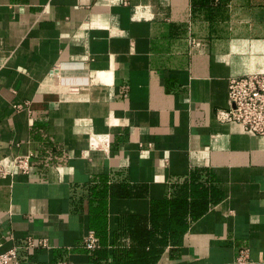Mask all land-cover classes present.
I'll return each instance as SVG.
<instances>
[{"label":"crops","instance_id":"1","mask_svg":"<svg viewBox=\"0 0 264 264\" xmlns=\"http://www.w3.org/2000/svg\"><path fill=\"white\" fill-rule=\"evenodd\" d=\"M253 74L264 0H0V160L32 167L0 178V254L32 237L21 264H114L153 233L149 264H264V138L217 120ZM192 183L205 211L168 209L185 229L163 240L154 205Z\"/></svg>","mask_w":264,"mask_h":264},{"label":"built area","instance_id":"2","mask_svg":"<svg viewBox=\"0 0 264 264\" xmlns=\"http://www.w3.org/2000/svg\"><path fill=\"white\" fill-rule=\"evenodd\" d=\"M191 42V45H195ZM217 120L221 123L237 124L247 133L264 138V74H253L244 77H233L227 85V108L220 111ZM30 156L15 158H3L0 160V178L12 175L15 170L29 176L32 171ZM44 240H36L26 237L15 247L0 254V264H21L23 257L38 247H45ZM99 246L98 239L89 234L83 239V247L87 251H93ZM243 256L239 258V264L245 262Z\"/></svg>","mask_w":264,"mask_h":264},{"label":"trees","instance_id":"3","mask_svg":"<svg viewBox=\"0 0 264 264\" xmlns=\"http://www.w3.org/2000/svg\"><path fill=\"white\" fill-rule=\"evenodd\" d=\"M198 185L190 184L183 186L178 196L175 200L166 202L162 201L156 203L152 210V215L150 218L151 226L154 228L156 233L161 234L163 240H174L179 237L184 231L183 219L179 217H167V210L171 209L179 214V211L183 213L184 208H186L189 220H194L205 211L206 207H199L202 203L206 202V190ZM198 199L195 203H187L186 197ZM152 239L157 244H162V240L155 239L153 233L148 235L147 233L140 234L139 236L133 237L135 245L131 246L129 249H124L120 252L118 257H114V264H149L146 256H142V252L145 251L144 247L147 242ZM159 252L157 253L158 256ZM156 256V258H157Z\"/></svg>","mask_w":264,"mask_h":264}]
</instances>
